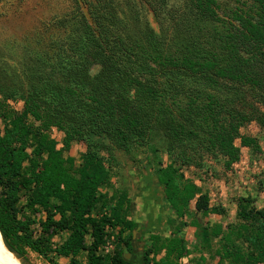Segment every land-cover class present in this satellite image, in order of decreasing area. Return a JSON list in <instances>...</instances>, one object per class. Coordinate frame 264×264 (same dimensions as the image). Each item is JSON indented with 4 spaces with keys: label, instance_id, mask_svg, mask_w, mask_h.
Instances as JSON below:
<instances>
[{
    "label": "trees",
    "instance_id": "16d2710c",
    "mask_svg": "<svg viewBox=\"0 0 264 264\" xmlns=\"http://www.w3.org/2000/svg\"><path fill=\"white\" fill-rule=\"evenodd\" d=\"M138 5L161 32L140 22ZM130 8L72 0L19 72L0 67V235L22 264L28 251L48 264H184L190 251L178 231L191 201L202 215L223 209L182 168L209 157L230 169L240 147L257 145L241 128L264 132V0H137ZM53 127L63 132L59 148ZM72 143L85 146L78 159L64 155ZM144 148L174 213L168 222L179 228L151 235L141 257L125 259L136 223L126 193L108 192L113 152L133 160ZM236 217L226 228L195 225L201 245L219 239L216 264H264V207L239 197Z\"/></svg>",
    "mask_w": 264,
    "mask_h": 264
},
{
    "label": "rangeland",
    "instance_id": "374dc122",
    "mask_svg": "<svg viewBox=\"0 0 264 264\" xmlns=\"http://www.w3.org/2000/svg\"><path fill=\"white\" fill-rule=\"evenodd\" d=\"M124 11L128 13L137 0H117ZM72 0H0V67L9 73L19 72L22 63L30 52L43 47L54 35L49 21L55 16H61L71 9ZM140 22L148 23L156 32H161V26L152 13L138 5ZM16 109L22 108V103H12ZM241 133L253 137L256 147H240L239 161L230 169H225L220 160L206 158L201 168L183 167L185 177L191 179L199 191L206 193L209 204L223 209V214L210 213L202 215L194 209V200L189 206L190 212L184 218L187 225L181 227L178 235L184 239L190 254L182 259L184 264H216L217 256H213L219 247V239L213 238L211 246L201 245L195 225L220 224L226 228L228 224L237 223V198L250 197L257 208L264 207V132L254 123L241 128ZM51 138L61 147L63 132L56 128L49 131ZM239 145V142H236ZM85 151L82 143H72L70 150L64 155L78 159ZM116 163L113 162L114 175L112 186L108 192L119 190L125 192L131 202V218L136 223L132 232V250L123 247V255L128 259L135 255L141 257L144 250L151 244V235L159 234L168 237L179 228L177 223L169 224L174 217L168 203L164 199L162 186L157 185L156 177L145 159L153 155L148 149L134 151L133 160L122 151L113 152ZM106 156L105 152H102ZM156 158L165 165L167 156L159 149ZM105 189H103L104 191ZM113 237L106 243L105 252L113 249ZM56 241L59 238L55 239ZM162 254L158 255L160 257ZM157 257V258H158ZM126 259V258H125ZM201 259H203L201 261ZM65 264L67 259L60 258ZM27 264H48L36 253L27 252Z\"/></svg>",
    "mask_w": 264,
    "mask_h": 264
},
{
    "label": "bare ground",
    "instance_id": "6f19581e",
    "mask_svg": "<svg viewBox=\"0 0 264 264\" xmlns=\"http://www.w3.org/2000/svg\"><path fill=\"white\" fill-rule=\"evenodd\" d=\"M0 264H22L4 245L0 235Z\"/></svg>",
    "mask_w": 264,
    "mask_h": 264
},
{
    "label": "water",
    "instance_id": "95a60500",
    "mask_svg": "<svg viewBox=\"0 0 264 264\" xmlns=\"http://www.w3.org/2000/svg\"><path fill=\"white\" fill-rule=\"evenodd\" d=\"M125 258L128 259L127 256H125Z\"/></svg>",
    "mask_w": 264,
    "mask_h": 264
}]
</instances>
